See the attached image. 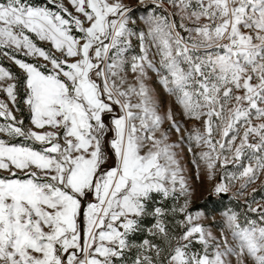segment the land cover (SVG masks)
<instances>
[{"label":"snow or ice","instance_id":"1","mask_svg":"<svg viewBox=\"0 0 264 264\" xmlns=\"http://www.w3.org/2000/svg\"><path fill=\"white\" fill-rule=\"evenodd\" d=\"M0 264H264V0H0Z\"/></svg>","mask_w":264,"mask_h":264},{"label":"rangeland","instance_id":"2","mask_svg":"<svg viewBox=\"0 0 264 264\" xmlns=\"http://www.w3.org/2000/svg\"><path fill=\"white\" fill-rule=\"evenodd\" d=\"M175 137H173V139H174Z\"/></svg>","mask_w":264,"mask_h":264}]
</instances>
